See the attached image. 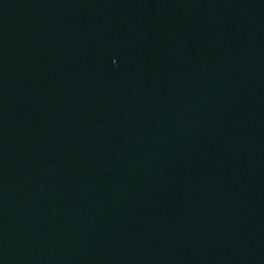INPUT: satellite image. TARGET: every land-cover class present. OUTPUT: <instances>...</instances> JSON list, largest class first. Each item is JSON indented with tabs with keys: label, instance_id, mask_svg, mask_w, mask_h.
Here are the masks:
<instances>
[{
	"label": "water",
	"instance_id": "obj_1",
	"mask_svg": "<svg viewBox=\"0 0 264 264\" xmlns=\"http://www.w3.org/2000/svg\"><path fill=\"white\" fill-rule=\"evenodd\" d=\"M0 264H264V0H0Z\"/></svg>",
	"mask_w": 264,
	"mask_h": 264
}]
</instances>
